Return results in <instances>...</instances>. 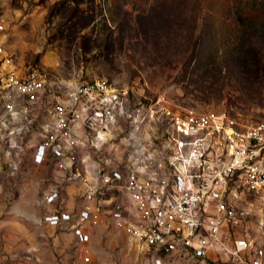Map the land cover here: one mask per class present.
<instances>
[{
  "label": "built area",
  "instance_id": "1",
  "mask_svg": "<svg viewBox=\"0 0 264 264\" xmlns=\"http://www.w3.org/2000/svg\"><path fill=\"white\" fill-rule=\"evenodd\" d=\"M4 31L0 17V38ZM0 149L9 178L28 150L34 164L51 161L58 179L47 204L65 186H81L88 204L43 217L68 226L78 243L88 241L85 227L111 196L109 220L154 255L153 264H206L210 251L229 264H263L249 225L261 230L264 220L242 196L264 199V124L237 127L224 115L172 110L105 80L48 83L17 73L0 43Z\"/></svg>",
  "mask_w": 264,
  "mask_h": 264
},
{
  "label": "rangeland",
  "instance_id": "2",
  "mask_svg": "<svg viewBox=\"0 0 264 264\" xmlns=\"http://www.w3.org/2000/svg\"><path fill=\"white\" fill-rule=\"evenodd\" d=\"M263 9L264 0H0V43L17 73L68 85L105 80L131 97L248 127L264 124ZM107 197L96 224L84 229L86 243L68 226L37 225L52 241L49 264H153L154 255L113 226L107 203L115 197ZM77 199L79 207L88 204ZM242 199L264 220L263 198L244 192ZM35 200L37 211L48 210ZM263 230L253 236L264 240ZM18 248L15 259L4 252L0 264H42Z\"/></svg>",
  "mask_w": 264,
  "mask_h": 264
},
{
  "label": "crops",
  "instance_id": "3",
  "mask_svg": "<svg viewBox=\"0 0 264 264\" xmlns=\"http://www.w3.org/2000/svg\"><path fill=\"white\" fill-rule=\"evenodd\" d=\"M5 162L6 160L0 149V257L5 252L9 253L11 259H15L16 255H19L18 247L24 246L27 247L24 252L27 253V256L30 257L28 259L33 263L36 260L42 262V264H49L50 252L46 247H49L52 241L50 238L40 236L38 233L40 227L37 225H42L46 230L51 231L55 227L42 223V218L55 211V207L59 210L64 208L71 210L75 202V207L80 208L77 206V198L81 197L82 188L77 183L67 185L63 188L61 195L63 198L61 197L60 200L52 204H47L45 202L46 197L58 179L51 161L45 160L40 165L34 164L32 154L28 150L21 159L18 172L11 178L6 175ZM35 199H41L48 210L42 212V209L39 208L37 211L33 206ZM62 200L63 202L66 201L63 208L61 206ZM249 226L255 233V230H257L255 223H251ZM88 237L90 238L89 235ZM253 239L255 246L263 251V257L260 260L264 264V240L255 237ZM57 241L58 239H56ZM35 247H42L41 252L39 249L36 250ZM247 256L250 258L249 253H247ZM251 259L253 260L254 257L252 256ZM205 261L206 264H229L225 256L218 255L214 251L206 254ZM177 264L195 263L179 260Z\"/></svg>",
  "mask_w": 264,
  "mask_h": 264
},
{
  "label": "trees",
  "instance_id": "4",
  "mask_svg": "<svg viewBox=\"0 0 264 264\" xmlns=\"http://www.w3.org/2000/svg\"><path fill=\"white\" fill-rule=\"evenodd\" d=\"M257 13L260 15V22H261V20H262L263 17H264V9H263L262 11L257 10Z\"/></svg>",
  "mask_w": 264,
  "mask_h": 264
}]
</instances>
